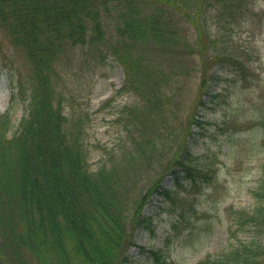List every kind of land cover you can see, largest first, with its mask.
Returning <instances> with one entry per match:
<instances>
[{"label": "trees", "instance_id": "trees-1", "mask_svg": "<svg viewBox=\"0 0 264 264\" xmlns=\"http://www.w3.org/2000/svg\"><path fill=\"white\" fill-rule=\"evenodd\" d=\"M247 2L0 0V29L13 46L23 51L30 65L26 81L17 78L16 95L28 99L18 127L7 135L9 116H0V264H125L132 230L155 235L156 227L163 222L161 213L177 207L180 209L171 222V231L162 245L147 249L145 261L166 264L164 250L170 243L175 239L184 242L187 233L199 236L191 217L198 214L197 205L203 198L210 197L207 190L216 185L213 163H203L193 149L205 121L193 117L196 130L186 132L182 139H167L176 111L161 87H166L169 94L172 86L164 80L166 77L154 76L146 63L125 59L130 52H120L128 79L125 86L140 99L138 105L128 109L130 145L119 157L110 155L108 162L91 169L84 127L79 118L63 113L57 64L66 50L103 39L106 26L102 12L108 15L112 7L118 34L143 44L188 46L178 34L176 22L182 18L193 27L195 52L200 53L201 46L206 51L214 48V41L219 42L218 36L207 29L208 16L228 24V20L248 11ZM212 55L219 63L226 60L234 71L245 74L244 59L239 56L221 49H213ZM202 75L200 89L209 94L207 78L214 81L216 76L210 72ZM26 91H30L28 97ZM199 105L203 106V100ZM261 119L264 125V109ZM8 152L12 165L5 159ZM154 169L155 177L146 185L140 184L142 175ZM259 171L258 184L251 189L254 207L236 209L232 219L239 230L251 228L252 236L238 239L217 257L206 254L193 264H260L264 257V162ZM164 177H169V184ZM200 186V196L190 201L188 196ZM148 203L153 209L141 212ZM2 247L8 255L16 249L14 262L2 256ZM21 249L30 262L19 256Z\"/></svg>", "mask_w": 264, "mask_h": 264}, {"label": "rangeland", "instance_id": "rangeland-1", "mask_svg": "<svg viewBox=\"0 0 264 264\" xmlns=\"http://www.w3.org/2000/svg\"><path fill=\"white\" fill-rule=\"evenodd\" d=\"M247 1L248 11L241 17L228 20V24L216 22L215 17L210 19L208 16L207 29L218 36L219 42L214 41V48L206 51L201 46L200 53L195 52L197 44L193 27L182 18L176 22L180 27L178 34L188 46L143 44L118 34L117 15L112 7L110 14L102 12L106 29L101 41L68 49L58 60L61 74L58 89L63 95V113L81 121L91 169L108 162L110 155L119 157L130 145L128 109L138 105L140 99L125 86L128 79L120 63V52H130L125 59L146 63L154 76L166 77L164 80L172 86L169 94L166 87H161L164 95L171 97L176 111L167 139H182L186 132L196 130L193 117L205 121L193 149L203 163H213L216 185L207 190L210 197H200L203 200L197 205L199 212L191 217L199 236L187 233L184 242L175 239L170 243L164 250L168 256L166 264H193L206 254L217 257L238 239L247 240L254 232L251 228L239 230L232 223L236 209L251 210L254 207L256 201L251 189L258 184L259 167L264 162V125L260 120L261 109H264V0ZM202 45L206 42L202 41ZM213 49L244 59L245 74L241 70L234 71L233 65L226 60L219 63L220 60L212 55ZM201 57L206 59L205 62ZM29 72L30 65L23 51L13 46L0 29V116L5 113L9 116L7 135L18 127L27 111L28 99L18 97L16 90L17 78L20 76L26 81ZM203 72L216 76L214 81L207 78L209 94L200 89ZM27 91L25 95L28 97L30 91ZM57 98L55 95L54 101ZM201 100L202 107L199 105ZM164 154L168 152L164 151ZM5 159L12 165L10 152ZM156 169L145 172L140 184L146 185L149 178L155 177ZM163 180L166 184L170 182L169 177ZM201 189L203 186L194 196H188L190 201L200 196ZM153 207V204H145L141 212L148 213ZM177 209L180 207L173 212L161 213L163 222L156 227L153 236L142 229L132 230L131 241L125 250L128 257L125 264H148L144 258L147 249L162 244L165 235L171 231ZM206 222L213 225L205 228ZM1 254L10 262L16 260V249L8 255L6 248L2 247ZM19 256L30 260L23 249ZM260 264H264V257Z\"/></svg>", "mask_w": 264, "mask_h": 264}]
</instances>
